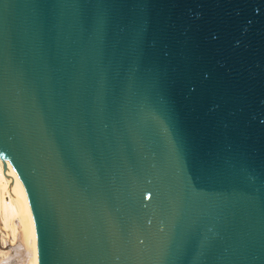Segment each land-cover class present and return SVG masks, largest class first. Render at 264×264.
<instances>
[{"label":"water","instance_id":"95a60500","mask_svg":"<svg viewBox=\"0 0 264 264\" xmlns=\"http://www.w3.org/2000/svg\"><path fill=\"white\" fill-rule=\"evenodd\" d=\"M0 148L40 264H264V0H0Z\"/></svg>","mask_w":264,"mask_h":264},{"label":"bare ground","instance_id":"6f19581e","mask_svg":"<svg viewBox=\"0 0 264 264\" xmlns=\"http://www.w3.org/2000/svg\"><path fill=\"white\" fill-rule=\"evenodd\" d=\"M0 228L5 231L3 233L6 236L12 238L11 243L17 238L19 239V234H22V237L32 244V258L28 264H40L39 234L31 200L21 191L20 182L10 168L1 148ZM8 254V250L0 248V262H2V257H6Z\"/></svg>","mask_w":264,"mask_h":264},{"label":"rangeland","instance_id":"374dc122","mask_svg":"<svg viewBox=\"0 0 264 264\" xmlns=\"http://www.w3.org/2000/svg\"><path fill=\"white\" fill-rule=\"evenodd\" d=\"M7 198L10 199L9 196H7ZM3 232L5 233V231L0 228V248L8 250L9 254L6 257H2V262L0 263L28 264L32 258V244L24 239L22 234H19V239L17 238L15 241H13V243H11L10 241H12V238L8 235L6 236Z\"/></svg>","mask_w":264,"mask_h":264}]
</instances>
